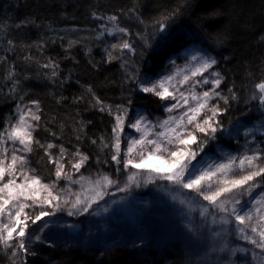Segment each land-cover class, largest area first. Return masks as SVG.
I'll return each instance as SVG.
<instances>
[{
  "label": "snow or ice",
  "instance_id": "1",
  "mask_svg": "<svg viewBox=\"0 0 264 264\" xmlns=\"http://www.w3.org/2000/svg\"><path fill=\"white\" fill-rule=\"evenodd\" d=\"M192 7V0H184L183 6L154 18L150 29L137 15L138 23L145 27L135 33L121 26L117 14L91 13L94 20L101 22L95 38L109 36L114 41L104 47L102 62H118L122 72L118 103H105L91 85L85 89L95 101L91 107L110 118V133L98 138L87 136L84 121L77 128L76 140L89 139L97 146L95 153L74 147L66 165L68 150L61 144L59 155H54L51 150L56 145L43 143L34 135L42 121L43 110L38 100L31 101L30 105L17 103L15 115L4 118L0 127V249L11 264H35L27 259L39 256L40 251L34 245L56 247L57 229L71 231L78 227L62 222L58 213L69 217L97 216V208L106 196L126 193V197L113 199L111 203L131 202L135 199L134 189H139L142 183L144 186L155 184L157 180L195 194L181 200L182 204L191 206L196 202L200 207L199 230L185 226L191 233L190 243H199L207 229L218 238L214 240L212 252L237 257V260H222L219 256L210 259L211 253H205L204 264H264V67H261L259 82L244 94L236 88L235 80L229 86L227 73L217 67L220 60L206 48L193 50L184 43L173 46L177 35L184 40L194 38L193 33L173 30L180 16ZM120 12L127 15L123 9ZM229 39L225 32L214 42L217 46H226ZM72 44L69 41V47ZM148 51L166 53L163 71H158L159 64L148 62ZM181 58L185 61L183 65L177 63ZM223 59L227 61L229 57ZM261 64L264 65V60ZM43 67H52L55 77L59 64L49 60ZM83 98L82 94L74 102L79 103ZM20 99L23 101V97ZM241 104L244 108H239ZM149 105L166 115L153 118ZM236 111L244 116L255 111L259 121L247 127L239 118H234ZM242 129L243 151L231 154L221 150L223 158L209 157L205 149L214 142L226 139L239 144ZM45 131L62 139L47 127ZM215 147L220 149L219 143ZM37 148L43 149L48 157L55 179L44 182L26 171ZM104 149L108 151L103 152ZM93 157L95 175L90 171ZM104 166L112 167V171H103ZM62 181L66 182L63 187ZM73 185H78L79 190L74 191ZM245 195L249 197L246 201L242 199ZM197 197L206 201L207 206L199 205ZM103 211L107 213L109 207ZM233 236L244 246L233 247ZM139 239L143 243V237ZM133 247H136L135 240Z\"/></svg>",
  "mask_w": 264,
  "mask_h": 264
},
{
  "label": "trees",
  "instance_id": "2",
  "mask_svg": "<svg viewBox=\"0 0 264 264\" xmlns=\"http://www.w3.org/2000/svg\"><path fill=\"white\" fill-rule=\"evenodd\" d=\"M192 3L193 7L180 16L173 30L176 33H193L194 38L184 40L177 35L173 46L184 43L190 47L206 48L220 60L217 67L227 73L229 86L235 80L236 88L247 94L249 88L261 79V67H264L261 64L264 60V0H192ZM183 4L184 0H0V127L6 116L13 115L17 103L30 105L31 101L38 100L43 110L42 121L34 135L43 143L55 144L51 150L54 155H59L56 152H59L61 144L68 150L66 165L74 147L95 153L97 146L92 145L89 139L76 140L77 128L84 121L87 136L98 138L110 133V118L91 107L95 101L85 89L91 85L105 103H118L122 72L118 62H102L104 47L114 41L109 36L99 40L95 38L101 30V22L94 20L91 13L117 14L121 26H127L135 33L145 27L138 23L137 15L150 29L154 18ZM134 6L139 7L128 12ZM121 9L127 13L126 16L121 15ZM26 20L27 24L22 23ZM18 24L19 28L16 27ZM225 32L230 39L226 46H217L215 39ZM69 41L73 42L71 47ZM165 55L148 51L147 60L150 64H159L161 69L166 62ZM225 56L229 57L227 61L223 59ZM49 60L59 64L55 77L52 67H43ZM93 64L96 68L92 67ZM82 94L83 100L74 102ZM148 107L152 114L161 113L154 105ZM239 108H244V105H239ZM234 118L251 127L258 123L259 114L253 111L244 116L236 111ZM88 120L92 123L87 124ZM46 127L62 139H56L45 131ZM244 142L242 129L239 144L236 140L222 139L210 144L205 151L211 159L221 150L236 154L244 150ZM215 143H219L220 149L215 147ZM90 163V171L95 175L94 157ZM30 168L44 182L55 179L53 166L48 163L43 149L37 148L33 152ZM102 170L111 172L112 167L104 166ZM124 179L122 175L121 180ZM65 183L62 181L61 186ZM72 188L79 190L78 185ZM119 194L106 196L107 204L100 202L97 216L69 217L66 213H58L62 222L78 227L71 231L57 229L56 247L34 245L40 254L27 259L35 261V264H204L205 253H211L210 259L219 256L222 260H237L236 256L211 251L214 240L218 238L207 229L199 243L189 242L191 233L185 226L199 230L202 220L200 207L196 202L191 206L182 204L181 200L194 196V193L177 190L167 181L157 180L147 186L142 183L139 189L133 190L135 199L115 204L116 215L107 218L108 212L105 213L103 208L109 207L113 199L119 200L127 195ZM242 199L246 201L249 197L245 195ZM142 202H152L153 207L142 208ZM199 205L207 206V202L199 200ZM141 236L143 243L139 239ZM134 240L136 247H133ZM231 242L233 247L244 246L234 236ZM0 264H11L2 249Z\"/></svg>",
  "mask_w": 264,
  "mask_h": 264
},
{
  "label": "rangeland",
  "instance_id": "3",
  "mask_svg": "<svg viewBox=\"0 0 264 264\" xmlns=\"http://www.w3.org/2000/svg\"><path fill=\"white\" fill-rule=\"evenodd\" d=\"M193 50H195L196 48H198V46H192L191 47ZM167 63V61L165 62V64ZM177 63L178 64H180V65H183L184 63H185V61H184V59L183 58H181V59H179L178 61H177ZM164 70V66H163V68H161V69H159L158 71H163ZM13 115H15V109H14V112H13ZM164 115H166V114H164V113H160V114H152V116H153V118L154 117H156V116H164ZM2 126H3V123H2ZM1 126V127H2ZM226 152V151H225ZM56 153H59L58 151L56 152ZM231 154H233V153H231ZM11 156V151L9 152V157ZM218 158H223L222 156H221V151H219L217 154H216V156L215 157H213L212 159H218ZM26 171L28 172V174L29 175H36L34 172V170L33 169H31L30 168V166H29V168L28 169H26ZM119 195H123V194H119ZM142 208L143 207H148L149 206V208L151 209L152 207H153V204H152V202H142ZM28 211H31V209H29ZM116 213H117V211H116V206H115V204H110L109 205V211H108V216H107V218H111L112 216H115L116 215ZM106 217V216H105ZM45 219H47V218H45ZM34 227V226H33ZM31 230V229H30ZM47 245V244H46ZM3 250V249H2Z\"/></svg>",
  "mask_w": 264,
  "mask_h": 264
}]
</instances>
